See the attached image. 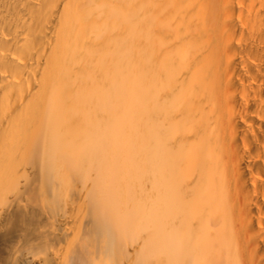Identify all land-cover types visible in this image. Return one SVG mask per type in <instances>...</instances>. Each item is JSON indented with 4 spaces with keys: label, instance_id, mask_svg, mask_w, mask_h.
I'll use <instances>...</instances> for the list:
<instances>
[{
    "label": "bare ground",
    "instance_id": "6f19581e",
    "mask_svg": "<svg viewBox=\"0 0 264 264\" xmlns=\"http://www.w3.org/2000/svg\"><path fill=\"white\" fill-rule=\"evenodd\" d=\"M0 264H264V0H0Z\"/></svg>",
    "mask_w": 264,
    "mask_h": 264
}]
</instances>
